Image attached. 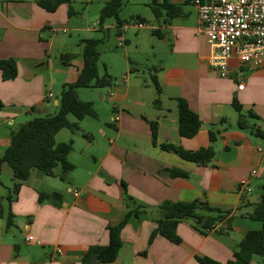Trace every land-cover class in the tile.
Segmentation results:
<instances>
[{
	"label": "crops",
	"instance_id": "0c3cea01",
	"mask_svg": "<svg viewBox=\"0 0 264 264\" xmlns=\"http://www.w3.org/2000/svg\"><path fill=\"white\" fill-rule=\"evenodd\" d=\"M93 1L72 0V13L80 4L88 6ZM102 1L94 16L97 25H90L82 23L84 15L73 20L68 4L49 12L37 0H0V60L13 59L17 65L14 79L4 80L0 71V158L22 124L59 111L61 92L83 69V40L106 29H118L113 19L98 25L108 0ZM169 1L180 7L179 16L169 19L164 11L156 18L152 12L150 19L137 17L132 26L124 24L118 29L132 28L136 33L137 23L150 29V33L135 36L133 43L139 48L143 41L153 52L151 82L142 80L140 72H131L130 62L142 63L126 55L119 70L110 75L111 86L83 88L97 90V102L112 115L110 122L102 120L98 112L92 121L68 116L70 122L79 123L81 131L62 129L56 135L58 143L73 142L68 160L74 170L65 179L60 178V166L51 176L33 169L17 199L9 204L5 198L14 175L7 163L1 165L0 264H83L91 247L109 244L108 228L118 225L128 211L137 210L139 215L129 217L121 231L118 257L107 264H201L200 257L228 264L247 233L263 228L262 222L244 214L262 195L251 197L264 185V142L238 127L240 113L233 101L242 106L241 115L254 114L250 119L255 123L250 126L264 129V67L250 70L232 59L231 75L222 78L209 62L213 47L200 29L192 1ZM188 6L192 9H186ZM153 30H159V35ZM120 39L126 42V38ZM153 76L161 89L159 95ZM156 98L159 106L154 105ZM178 98L202 122L193 138L179 133ZM211 127L220 135L208 166L161 147L173 144L188 151L207 147ZM172 169L188 176H171ZM253 170L256 176H252ZM42 192L58 193L61 198L40 202ZM125 195L132 200L126 201ZM164 201L206 202L232 211L233 220L229 227L221 222L217 229L203 233L190 218L177 227L179 244L161 235L149 244L160 216L158 207ZM8 212L14 216L9 230ZM28 235L32 242L26 241ZM98 260V255H92L89 263Z\"/></svg>",
	"mask_w": 264,
	"mask_h": 264
},
{
	"label": "trees",
	"instance_id": "16d2710c",
	"mask_svg": "<svg viewBox=\"0 0 264 264\" xmlns=\"http://www.w3.org/2000/svg\"><path fill=\"white\" fill-rule=\"evenodd\" d=\"M127 0H108L100 11L98 25L100 27L110 19H113L120 29L125 23L120 18V12ZM192 1V0H191ZM72 0H37L40 7L49 12H54L62 4L69 5V14L72 16ZM149 6L156 18L162 16V12H166V16L174 18L181 13L180 7L170 3L169 0H151ZM143 21V20H142ZM153 34L159 35V30H153ZM83 62L84 66L78 79L63 89L61 92L60 108L56 114L47 115L45 117L34 118L22 124L16 132L11 136V141L4 155L0 158V167L3 163H7L13 171L14 184L10 189L5 200L12 203L17 199L18 193L23 183L29 178L33 169L45 172L47 175H54V170L61 167V179L74 170V165L68 160L69 154L73 150L72 140L68 142H56V135L62 129H69L73 133L81 131L78 122H70L69 115H73L77 120L85 117L98 118V113L91 102L81 101L78 97V91L83 88H104L112 85L113 80L107 73L100 77L98 73L97 60L99 53L97 47L100 43L99 39L90 38L83 40ZM0 71L4 80H11L17 76V65L13 59L0 60ZM138 69L131 68V72L135 73ZM152 83L157 94L161 93V89L156 76L152 77ZM179 133L184 138H193L199 132L202 122L199 116L193 112L188 103L181 98L177 100ZM159 98L154 100V105L159 106ZM233 107L239 115L238 127L240 129L249 130L250 133L260 141L264 142V129L255 128L249 125L248 118H254V114L249 113L247 116L241 115L242 106L235 100ZM152 134L155 137V125H152ZM220 131L215 127L209 130V145L196 151H188L182 147L173 144H164L162 149L174 151L183 159L194 162L200 166H208L212 163L216 154L215 144L219 138ZM84 136L87 137L86 134ZM171 176L187 177V173L177 169L169 170ZM263 193L260 200L255 204L247 215L252 220L262 222L261 230L250 231L245 238L238 244L237 249L233 253V258L228 264H253V257L258 255L262 261L258 264H264V185ZM61 195L58 193H40L39 201L44 202L47 199H59ZM126 201L132 200L125 195ZM159 219L157 220V228L152 232L149 244H151L157 235H161L175 244L181 242L177 235V227L180 222L187 219H194L196 227L203 233H209L210 230L218 223L226 222L230 226L233 216L232 211H224L219 208L211 207L206 202H173L164 201L158 207ZM3 214V213H2ZM139 215V212L128 211L124 219L116 226L108 228L109 244L106 246L91 247L84 257L83 264H107L112 263L118 257L122 247L121 231L126 226L131 215ZM14 226V216L8 212L7 229ZM145 255L146 252H143ZM92 255H98L99 260L96 263H89ZM198 261L201 264H220L218 261L209 257H200Z\"/></svg>",
	"mask_w": 264,
	"mask_h": 264
},
{
	"label": "built area",
	"instance_id": "2783aa9c",
	"mask_svg": "<svg viewBox=\"0 0 264 264\" xmlns=\"http://www.w3.org/2000/svg\"><path fill=\"white\" fill-rule=\"evenodd\" d=\"M192 3L200 29L213 47L209 62L222 78L231 75L232 59L250 70L264 67V0H192ZM136 28H144V24L137 23ZM238 88L243 89V85ZM251 174L256 176L257 171ZM73 193L78 195L77 190ZM215 229L216 226L210 231ZM26 241L32 242L33 237L28 235Z\"/></svg>",
	"mask_w": 264,
	"mask_h": 264
},
{
	"label": "rangeland",
	"instance_id": "374dc122",
	"mask_svg": "<svg viewBox=\"0 0 264 264\" xmlns=\"http://www.w3.org/2000/svg\"><path fill=\"white\" fill-rule=\"evenodd\" d=\"M102 0H94L92 4L88 6L85 3L79 5V7L75 8V12L72 15L73 20H78L82 18L84 15V19L82 23H89L90 25H97V20H95L94 16L96 15V9L102 3ZM151 0H127L124 7L120 12V18L124 21L125 24L132 26L134 23V19L137 17H144L147 20L150 19L149 17L152 14V10L149 6ZM192 6H188L186 9H192ZM91 15H89V13ZM107 20L106 22H109ZM105 22V23H106ZM146 32L150 33V29H139L134 32L132 28L127 29L124 31H118V29L113 28L110 30L106 29L103 32H98V34L94 33V38L99 39L100 43L97 47L99 57L97 60V67L99 76L102 77L107 72V74L111 75L112 73H116L119 70L120 63L122 58H125L128 55L130 58L134 59L135 61H139L142 65H138V63L130 62V67H136L139 69L137 71L140 72V78L142 80H147L149 83L151 82V75L153 73L152 66L154 63V55L153 52L150 50L149 46L146 47V43L143 41L139 44V48H136L134 45V38L139 34H146ZM83 38L87 37V34H82ZM119 37L124 39L126 38V42L119 41ZM77 50V47L74 48ZM83 52V51H82ZM98 91L94 89H80L78 91V97L81 101L89 102V101H96L94 107L96 111L102 117V120L110 122L112 115V111L109 108L100 106L98 100ZM73 120L75 117L70 115ZM88 120H93L91 117ZM247 121L249 124L253 125L255 121L247 117ZM64 137V136H63ZM62 137V139H64ZM61 141V140H59ZM263 193L262 187L256 188L253 195L251 197L256 198L258 194ZM255 262H261L262 259L260 256L255 255L253 257Z\"/></svg>",
	"mask_w": 264,
	"mask_h": 264
}]
</instances>
